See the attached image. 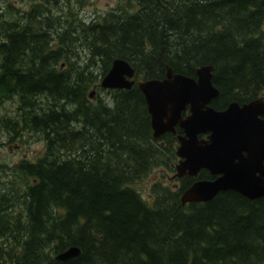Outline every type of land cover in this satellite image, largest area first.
Listing matches in <instances>:
<instances>
[{"label":"trees","instance_id":"16d2710c","mask_svg":"<svg viewBox=\"0 0 264 264\" xmlns=\"http://www.w3.org/2000/svg\"><path fill=\"white\" fill-rule=\"evenodd\" d=\"M1 1L0 112L17 99L20 118L0 114V131H33L45 151L0 180V261L264 264V197L228 190L183 204L194 182L187 176L179 187L155 184L150 204L135 184L156 169L175 172L176 137H154L136 85L108 99L89 92L123 58L143 79L213 65L217 108L256 98L264 92V0H127L68 26L58 24L87 0H35L28 14ZM50 5L64 7L59 17ZM85 50L89 58L74 66L72 56ZM62 60L69 66L61 69ZM199 178L211 176L203 170ZM72 246L79 256L56 259Z\"/></svg>","mask_w":264,"mask_h":264},{"label":"water","instance_id":"95a60500","mask_svg":"<svg viewBox=\"0 0 264 264\" xmlns=\"http://www.w3.org/2000/svg\"><path fill=\"white\" fill-rule=\"evenodd\" d=\"M213 65L197 69L198 80L174 74L168 67L164 79H143L136 82L135 69L129 61L116 58L100 86L105 89H132L135 85L144 94L151 115L154 137L175 131L179 135L177 154L181 158L174 176H196L207 169L214 179L198 180L186 189L183 204L208 202L220 192L234 190L249 199L264 197V101L261 99L240 105L232 102L225 110L209 105L219 95L213 85ZM95 91L90 94L94 98ZM189 107L185 118L182 112ZM211 132L207 139L200 133ZM81 254L77 246L56 255L67 261Z\"/></svg>","mask_w":264,"mask_h":264},{"label":"rangeland","instance_id":"374dc122","mask_svg":"<svg viewBox=\"0 0 264 264\" xmlns=\"http://www.w3.org/2000/svg\"><path fill=\"white\" fill-rule=\"evenodd\" d=\"M75 1V0H74ZM8 3H12L16 8H19L24 14H28L32 7L36 4L35 0H2V6H5ZM76 11H79L78 14H75L71 17L69 14H66L65 17L61 19V24L59 26L65 25L68 26L69 22L78 21L91 22L96 19H101L111 11H117L121 7L124 8L127 6V0H87V3L84 7L79 8V4L76 1L73 3ZM52 12L50 16L52 18L59 17L61 14L60 9L64 7L50 5ZM67 12V10H65ZM57 41L52 43L56 44ZM77 48H82L80 44L76 46ZM89 51L85 50L81 52V57L72 56V63L74 66H79L83 62V59L89 58ZM60 68H66L69 66L67 60L60 61ZM83 65H85L83 63ZM87 68V66L85 67ZM98 73L97 65L94 66ZM86 70H90L88 67ZM103 78L98 80L96 84H93L89 92L95 91L94 98L96 99H108L111 97L110 90L104 89L100 86V83ZM138 80L143 79L137 77ZM17 99L6 100L1 106L0 114L4 115L6 118L10 119L11 117L20 118L19 110H17ZM45 151V140L41 136L33 131H18L15 132L10 128L0 131V167L4 168L6 172L0 171V180L6 179L8 176L6 173H12L10 167H14L16 164L23 160L36 161ZM175 172H167L162 169H156L142 182L135 184L144 198L151 204L153 198L151 196L152 187L159 183H165L166 185L174 188L179 184L178 179H172ZM0 264H7L6 262H1Z\"/></svg>","mask_w":264,"mask_h":264},{"label":"flooded vegetation","instance_id":"af4514ba","mask_svg":"<svg viewBox=\"0 0 264 264\" xmlns=\"http://www.w3.org/2000/svg\"><path fill=\"white\" fill-rule=\"evenodd\" d=\"M116 59V58H115ZM114 59V60H115ZM113 60V61H114ZM112 64H113V62H112ZM131 65H132V63H131ZM205 65V64H204ZM133 66V65H132ZM201 66H203V65H201ZM201 66H199V67H201ZM111 67H112V65H111ZM134 67V66H133ZM199 67H197V69L199 68ZM171 68V67H170ZM111 69V68H110ZM109 69V70H110ZM134 69H135V73H134V78H135V80H136V82H138V81H140V80H143V79H140V80H138L137 79V76L136 75H138L137 73H136V68L134 67ZM172 69V68H171ZM197 69H196V71H195V75H186V74H183V73H178V74H183V75H186V76H189V77H193V78H195L196 80H198V75H197ZM173 70V69H172ZM167 71H168V67H167ZM109 72V71H108ZM108 72H107V74H108ZM174 72V71H173ZM214 73V72H213ZM106 74V75H107ZM174 74H176V72H174ZM166 76H167V72H166V74H165V76L163 77V78H146V80L147 79H164V78H166ZM213 78H214V76H213ZM213 78H212V81H213ZM213 85L215 86V84L213 83ZM216 87V86H215ZM217 88V87H216ZM218 89V88H217ZM115 90V89H114ZM219 90V89H218ZM219 92H220V90H219ZM219 96H220V93H219V95L217 96V97H215V98H213L211 101H210V103H209V105L210 106H212L213 108H215L216 110H225L229 105H230V103H232V102H238V103H240V105H243V104H246V103H249V102H251V101H254V100H258V99H261L262 101H264V92H262V93H260L256 98H253V99H251V100H249V101H246V102H239V101H231V102H229L227 105H224L222 108L220 107V108H217V107H215V105H214V103H215V100L217 99V98H219ZM146 104H147V102H146ZM147 108H148V105H147ZM149 112V111H148ZM190 114V111H189V107L187 108V110L186 111H183L182 112V117L183 118H185L186 116H188ZM149 115H150V113H149ZM150 117H151V115H150ZM264 117V116H263ZM152 125V124H151ZM175 131L176 132H172V131H166L164 134H162L159 138H161V137H163V136H165L166 134H172L173 136H175L176 137V141H177V145H176V157H177V162H176V165H175V174H176V172H177V165L179 164V162H180V160H181V158L178 156V154H177V149H178V147L180 146V141H179V138H178V136L179 135H183L184 134V131H183V129L180 127V125L179 124H177L176 126H175ZM211 134V132L209 131L208 133H200L199 135H198V138L199 139H207L208 137H209V135ZM153 135H154V133H153ZM156 138V137H155ZM164 143V142H163ZM203 170H205V171H208V173L210 174V176H211V178H199L200 177V175H201V172L203 171ZM174 174V175H175ZM173 175V177H172V179H178V181H179V184L177 185V187H179V185H180V183H181V179L182 178H184V177H187V176H189V177H192V178H194V182L193 183H195L196 181H198V180H204V179H214L215 178V176H213L211 173H210V171L209 170H207V169H201L200 171H199V173L196 175V176H192V175H189V174H185L184 176H182V177H177V176H174ZM192 183V184H193ZM192 184L190 185V186H192ZM189 186V187H190ZM188 187V188H189ZM187 188V189H188Z\"/></svg>","mask_w":264,"mask_h":264}]
</instances>
